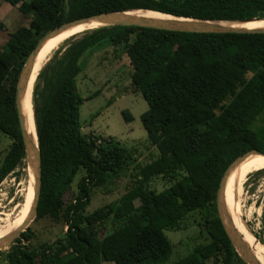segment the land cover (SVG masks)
Wrapping results in <instances>:
<instances>
[{
  "label": "trees",
  "instance_id": "16d2710c",
  "mask_svg": "<svg viewBox=\"0 0 264 264\" xmlns=\"http://www.w3.org/2000/svg\"><path fill=\"white\" fill-rule=\"evenodd\" d=\"M4 1L26 22L8 33L0 51V133L12 141L0 154V186L27 169L17 84L28 58L50 32L95 15L139 10L209 22L264 20V0ZM105 42L114 53L123 51L130 91L149 106L141 121L158 156L144 166L137 164L136 150L113 138L83 134L81 108L98 93L81 96V63ZM33 110L42 154V191L33 223L49 219L67 232L54 242H38L30 227L0 264H166L173 253L166 232L180 231L189 218L200 220L209 242L175 264H246L222 225L217 195L237 158L253 150L264 153V124H258L264 119V35L127 26L90 31L69 40L43 67ZM130 168L134 182L121 199L89 212L93 190ZM254 173L264 174V165L245 168L232 181L231 204ZM158 179L171 186L158 193L151 189Z\"/></svg>",
  "mask_w": 264,
  "mask_h": 264
},
{
  "label": "rangeland",
  "instance_id": "374dc122",
  "mask_svg": "<svg viewBox=\"0 0 264 264\" xmlns=\"http://www.w3.org/2000/svg\"><path fill=\"white\" fill-rule=\"evenodd\" d=\"M24 1L31 2L33 0ZM25 22L26 18L19 13L17 8H13L4 0H0V25L4 26V29L0 30V51H2L8 33H13ZM122 52L114 53V49L105 42L100 47L92 49L83 58L81 63L83 74L79 77L80 94L85 99L94 97L96 93L98 96L83 104L81 125L83 134L86 136L113 138L125 148L136 150L137 164L144 166L155 160L158 152L148 143V135L141 121L142 115L149 110L148 103L140 93L130 91L128 60L126 56L120 60ZM55 53L50 56V59ZM126 113L131 116L129 121L126 119ZM258 124L263 125L264 119L260 120ZM11 144L12 141L0 133V154L4 155ZM132 170L133 168H130L120 179L111 181L109 185L93 190L92 203L88 211L94 212L102 207L117 203L133 185ZM17 173H20V177L11 175L0 186V230L9 227L12 218L19 215L29 192V167L27 166V169L22 170V172L18 170ZM83 174L84 172L81 171L77 175L73 183L74 189H76ZM170 186V184L158 179L151 186V189L160 193ZM240 205V214L242 219L244 218L243 221L248 230L264 247V174L257 176V173H254L248 177ZM200 223L197 218H189L183 222L180 231L166 232V236L173 246V253L166 264L177 263L190 255L197 245L209 242L207 233L204 229L202 230ZM30 227L38 242H54L65 236L67 232L65 226L55 224L49 219L32 223ZM18 239L21 237L17 238L14 244L17 243ZM14 244L0 251L1 260L5 257L3 254H6ZM103 264L111 263L103 262ZM205 264L220 263L208 262Z\"/></svg>",
  "mask_w": 264,
  "mask_h": 264
},
{
  "label": "water",
  "instance_id": "95a60500",
  "mask_svg": "<svg viewBox=\"0 0 264 264\" xmlns=\"http://www.w3.org/2000/svg\"><path fill=\"white\" fill-rule=\"evenodd\" d=\"M132 12V11H131ZM126 13H107L95 15L87 18H83L80 20H75L72 22H68L63 26L55 29L50 32L47 36H45L37 45L31 56L28 58L23 70L19 76L17 91H16V108L18 112L22 138L25 146V152L27 156V166L30 167L31 158L34 160V166L36 169V187H35V196L32 209L27 220L22 224L20 228H18L15 232L9 235L4 240L0 241V251L8 248L17 238H20L23 233H25L31 226V224L36 220L38 215V208L40 202V195L42 191V154L39 148V144L35 145L30 137L27 122L25 120L22 104L25 86L29 77V73L31 68L37 61L40 52L43 48L54 38L59 36L60 34L75 29L79 26L85 25H93L96 23H100L96 29L105 28V27H116V26H127V27H138V28H146V29H154L175 33H185V34H238V35H264V29H243V28H231V25H244L252 22H261V21H252V22H209V21H200V20H192V19H184L190 20L193 22L192 24H179V23H171V22H157V21H146L144 19H139L133 16H127ZM178 18V17H176ZM95 29V30H96ZM36 128V126H35ZM260 155L264 157V153L258 150L250 151L243 156L237 158L226 170L224 177L222 179L218 195H217V210L222 222V225L230 238L236 252L240 256V258L246 264H259L256 259L251 254L245 240L242 236L237 233L234 228L229 216L227 214V210L222 202V192L231 177L232 173L248 158ZM224 217H227L229 224L231 225V232L228 226L225 223Z\"/></svg>",
  "mask_w": 264,
  "mask_h": 264
},
{
  "label": "bare ground",
  "instance_id": "6f19581e",
  "mask_svg": "<svg viewBox=\"0 0 264 264\" xmlns=\"http://www.w3.org/2000/svg\"><path fill=\"white\" fill-rule=\"evenodd\" d=\"M127 16H133L139 19H144L146 21H157V22H171V23H179V24H192L190 20H184L180 18H176L169 15H164L152 11H133L126 13ZM98 26H100V23H96L93 25H85V26H79L75 29L66 31L53 40H51L40 52L39 57L33 67L31 68V71L29 73V77L25 86L24 91V97H23V104H22V110L25 117V120L27 122L28 130L30 137L35 145H38V137L36 133L35 128V120H34V110H33V93L35 84L38 78L39 73L43 69V67L50 61V56L55 53L56 51L60 50L61 47H63L69 40L80 36L82 34H85L87 32L95 30ZM231 28H243V29H264V20L261 22H252L244 25H231L229 26ZM32 91V93H31ZM31 94V96H30ZM28 105H29V112H28ZM255 157H258L256 159H253ZM253 159V160H251ZM251 160V161H249ZM249 161V162H248ZM247 162V163H246ZM256 165H264V157L260 155L252 156L248 159H246L231 175L229 178L223 192L221 195L222 202L224 207L227 210V214L229 216V219L231 220V223L233 224L234 230L239 233L240 236H242L245 240V243L247 244L251 254L256 259V261L259 264H264V247L261 246L257 240L252 236L250 231L248 230V227L246 223L243 221L241 214H240V200L243 195L244 187L240 191V193L236 196L233 203L231 204L230 201V188L231 183L235 179V177L245 168L256 166ZM29 173L30 175V188L29 192L26 197V201L24 206L22 207V210L20 211L19 215L16 218H12L11 224L9 227L4 228L0 230V241L7 238L9 235H11L13 232H15L18 228L24 224V222L27 220L30 211L33 206L34 202V196H35V187H36V169L34 166V160L31 158L30 161V167H29ZM20 183V182H19ZM29 184V183H28ZM22 185V184H21ZM24 191V190H23ZM240 199V200H239ZM243 202V201H242ZM239 206V207H238ZM244 207V206H243ZM15 210V209H14ZM259 217V216H258ZM225 223L230 229L231 232V225L228 222L227 217H224ZM248 219V218H247ZM232 233V232H231ZM233 235V233H232Z\"/></svg>",
  "mask_w": 264,
  "mask_h": 264
},
{
  "label": "built area",
  "instance_id": "2783aa9c",
  "mask_svg": "<svg viewBox=\"0 0 264 264\" xmlns=\"http://www.w3.org/2000/svg\"><path fill=\"white\" fill-rule=\"evenodd\" d=\"M18 171V170H17Z\"/></svg>",
  "mask_w": 264,
  "mask_h": 264
}]
</instances>
